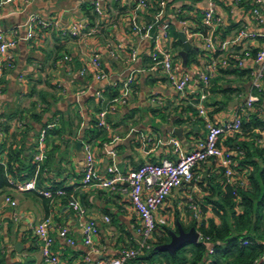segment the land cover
<instances>
[{
    "label": "crops",
    "instance_id": "obj_1",
    "mask_svg": "<svg viewBox=\"0 0 264 264\" xmlns=\"http://www.w3.org/2000/svg\"><path fill=\"white\" fill-rule=\"evenodd\" d=\"M96 2L102 6L100 13L94 9ZM148 2L147 7H140L138 0H19L0 8V36L16 41L7 53L0 52V163L7 162L13 144L25 150L24 167L34 165L31 175L24 169L12 176L11 187L0 194L1 264L43 261L34 230L48 216L53 220V250L63 264H101L117 257L124 247H140L141 220L130 200L129 184L120 182L115 189L97 184L111 176L108 167L114 163L128 175L146 162L177 160L181 153L194 150L208 131L201 107L211 122L226 125L236 119L249 96L256 94L259 100L247 116L254 114L264 122V84L257 91L252 83L255 61L247 59L240 66L236 58L228 56H242L246 50L257 53L264 49V36L216 51L241 30L264 34V25L252 17L255 0ZM211 3L223 19L221 26L204 22V12ZM135 23L152 27L144 34L134 30ZM163 23L169 25L166 36L159 28ZM74 27L79 29L77 35L70 33ZM220 27L225 37L218 32ZM185 29L193 47L199 48L186 57L180 40ZM202 35L215 39L213 49L207 48ZM158 49L171 54L179 77H190L183 92L175 88L161 66L154 65L152 53ZM95 56L107 73L105 78L95 76L98 69L91 64ZM224 58L229 59L226 66L220 64ZM215 60L218 68L209 72V86L204 88L200 76ZM130 77L127 102L117 104L106 117L108 126L100 127L98 114L122 94ZM35 113L38 119L33 117ZM261 131L254 127L250 132L229 131L222 137V146L243 149L239 179H246L245 168L252 169L249 162L259 159L254 147H264ZM79 141L81 145H77ZM85 142L91 143L96 163L97 180L90 185L82 182ZM105 144L115 151L114 158ZM37 152L42 154L38 163L34 161ZM222 167L215 159L199 164L196 179L175 188L155 218H165V226L176 232L179 225L186 228L212 216L210 200H218V186L224 189ZM32 177L36 179L34 190L21 191L12 184ZM54 187L74 192L85 208L86 219L97 224L93 248L84 243L81 223L67 197L42 194ZM6 196L15 199L18 207L6 203ZM163 226L154 232L151 244L162 236ZM63 227L73 244L59 235Z\"/></svg>",
    "mask_w": 264,
    "mask_h": 264
},
{
    "label": "built area",
    "instance_id": "obj_2",
    "mask_svg": "<svg viewBox=\"0 0 264 264\" xmlns=\"http://www.w3.org/2000/svg\"><path fill=\"white\" fill-rule=\"evenodd\" d=\"M19 0H0V8L6 4ZM239 1V0H236ZM138 6L147 7L148 0H138ZM96 12H101L100 2H96L95 5ZM253 19L261 25H264V0H255V6L252 9ZM204 22L207 25H217L221 26L223 24V19L216 13L215 6L211 3L210 7L204 12ZM38 25H46L42 20H35ZM151 25H140L134 24V30L141 33H148L151 29ZM168 23L160 24L159 28L163 31V35H167ZM186 29L183 32L186 34ZM73 35L79 33L78 27H74L71 32ZM187 36V35H186ZM257 36H264L263 33L254 32L250 30H241L238 35L229 40L223 41L219 46L220 48L216 51H224L229 45H237L243 40L249 38H256ZM205 45L207 48L213 49L215 39L209 36H203ZM217 39V38H216ZM16 45L14 39H7L0 36V52L7 53L11 48ZM136 55V50L132 51V56ZM230 58H236L240 66L244 65V61L247 59H253L256 63V67L252 72V83L254 89L261 91L264 84V49L257 51L253 54L252 51L246 50L243 52L242 56L238 55H228ZM69 59V57H65ZM152 60L155 66H161L168 74L169 80L175 86V88L183 92L189 81L190 77L184 75L179 77L174 70L172 57L169 52L162 51L160 49L152 53ZM228 58H224L221 61V65H228ZM91 64L98 69L95 74L97 79H102L107 76L105 70L101 67V62L97 56L91 59ZM217 61L211 62L208 66V72L201 74V82L204 88L209 86L210 81V71H214L218 68ZM86 72L82 69V74ZM132 78L130 77L124 83V91L118 97L113 98L107 104V108L102 110L98 114V125L100 127H107L108 123L106 117L108 113L115 108L117 104L127 102V97L130 93V83ZM259 100L258 95L251 94L246 102L239 108V113L236 119L226 125L214 124L210 121L206 111L203 107L200 108V113L206 120L207 135L203 140L197 143L194 150L188 153H181L177 160L163 159L159 163L146 162L141 165L137 170L129 173L128 175H123L116 164H111L108 167V171L111 174L110 177L98 182L97 184L110 189H115L116 185L120 182H127L129 184V195L132 205L138 212L141 223L139 227V233L142 237V242L140 247H124L121 249L117 257L111 258L109 260L102 261L101 264H129L131 260L136 258L144 250L150 249L152 247L150 239L152 238L154 232L158 229L159 225L167 224L165 218H155L156 212L164 205L167 197L172 193L175 188H179L185 184L191 183L196 179L195 168L208 160L215 159L220 161V164L224 167V175L226 182L229 184L237 183L240 186L246 184L245 179H239L237 177L236 167L238 166V154L234 150H230L221 145L222 137L229 131L238 132L242 127V118L249 114V109H252L253 104ZM262 139L264 141V130L261 131ZM85 154V164H84V176L83 184L90 185L96 183V163L95 155L91 143L85 142L83 145ZM105 149L108 154L113 158L116 156L115 151L109 150L105 144ZM42 160V154L37 152L34 155V161L40 162ZM12 184L21 191L34 190L36 188V179L34 177L23 181ZM42 194L48 198L66 196L68 199L69 207L77 214L79 221L82 226L83 240L84 243L94 246V237L98 233L99 229L95 222L88 221L86 219V211L82 206L80 201L74 192H67L64 188H56L55 190H46ZM5 202L8 203L13 208L18 207V202L10 196L5 197ZM194 216L198 219L199 212L196 211ZM15 218L18 219L19 215L15 214ZM109 220V217H106ZM53 226V220L50 216L44 218L35 227L34 233L40 243L43 261L40 264H63L59 256L54 252V237L51 235L50 230ZM59 235L66 239L69 243H74V239L69 236L67 228H60ZM202 240V235L200 234L198 242ZM250 242L245 240L244 245ZM212 250L210 246V251ZM1 264V263H0ZM255 264H264V253L255 261Z\"/></svg>",
    "mask_w": 264,
    "mask_h": 264
},
{
    "label": "trees",
    "instance_id": "obj_3",
    "mask_svg": "<svg viewBox=\"0 0 264 264\" xmlns=\"http://www.w3.org/2000/svg\"><path fill=\"white\" fill-rule=\"evenodd\" d=\"M220 31L225 37L223 27L218 29ZM252 53L256 54V51ZM33 117L38 119L39 114L35 113ZM244 117L239 131L250 132L254 127L264 130V122L256 115ZM238 147H225L238 154L237 173L243 155L242 147ZM254 152L259 155V159L249 162L253 165L252 169L245 168L243 174L249 183L246 182L244 186L227 183L222 167L224 189L218 186V200H210L214 205L212 216L203 222L191 224L202 235L200 242L184 245L174 252L158 250L156 247L159 244L171 240L170 231H175L164 225L163 234L157 237L152 249L142 252L129 264H255L256 259L264 253V147L255 146ZM24 153V148L17 149L13 144L9 146L7 162L0 163V194L11 187L9 179L17 176L18 172L27 169L28 176L33 173L32 163L24 167ZM56 188L59 187L51 190ZM191 226L184 228L188 230ZM245 240L250 243L244 245Z\"/></svg>",
    "mask_w": 264,
    "mask_h": 264
},
{
    "label": "water",
    "instance_id": "obj_4",
    "mask_svg": "<svg viewBox=\"0 0 264 264\" xmlns=\"http://www.w3.org/2000/svg\"><path fill=\"white\" fill-rule=\"evenodd\" d=\"M180 40L183 43V51L182 54L186 57L189 51L195 50L199 51V48L193 47L191 42L188 40L186 34L184 32L180 33ZM81 141L77 143V145H81ZM171 234V240L164 244H159L156 248L158 250H168L170 252L176 251L178 248L192 243H197L199 240L200 233L197 231L195 226H192L189 230H185L182 228L181 225L178 227V232H175L173 230L170 231ZM20 245V242L16 245V249H18V246Z\"/></svg>",
    "mask_w": 264,
    "mask_h": 264
},
{
    "label": "rangeland",
    "instance_id": "obj_5",
    "mask_svg": "<svg viewBox=\"0 0 264 264\" xmlns=\"http://www.w3.org/2000/svg\"><path fill=\"white\" fill-rule=\"evenodd\" d=\"M158 234H159V235H161V234H162V232H161L160 230H158Z\"/></svg>",
    "mask_w": 264,
    "mask_h": 264
}]
</instances>
